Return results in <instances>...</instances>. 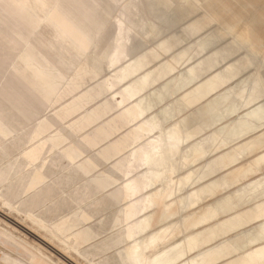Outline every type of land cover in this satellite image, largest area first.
<instances>
[{"label": "rangeland", "instance_id": "rangeland-1", "mask_svg": "<svg viewBox=\"0 0 264 264\" xmlns=\"http://www.w3.org/2000/svg\"><path fill=\"white\" fill-rule=\"evenodd\" d=\"M160 2L164 21L179 18L154 22L159 31L149 36L148 0H129L124 17L110 0H0V264H122L119 209L129 206L132 227L150 211H141L142 199L162 186L165 202L184 209L155 229L202 208L215 214L199 224L194 216L195 226L168 242L185 252L177 263L264 264V0ZM117 17L141 45L120 48L111 63ZM39 19L71 36L57 45L69 50L63 61L32 46ZM99 48L102 61L94 60ZM135 59L137 69L119 81ZM130 83L139 91L128 99ZM136 102L149 104L140 118L156 120L177 150L139 193L125 185L144 182L145 168L128 171L130 161L159 130L119 117Z\"/></svg>", "mask_w": 264, "mask_h": 264}, {"label": "bare ground", "instance_id": "bare-ground-1", "mask_svg": "<svg viewBox=\"0 0 264 264\" xmlns=\"http://www.w3.org/2000/svg\"><path fill=\"white\" fill-rule=\"evenodd\" d=\"M112 3L118 4L120 15L124 17V13L121 9V6L128 3L129 0H110ZM149 1V12L151 13L154 21L150 25L149 29V36H155L159 29L154 24V22L160 23L162 26H169L171 22L177 21L179 18L178 13L176 14V17L165 19L164 21V13L168 9L166 4L161 3L160 0H148ZM161 7L163 11V15L160 13ZM210 13H216L212 9L210 10ZM208 14V16H212L211 14ZM162 22V23H161ZM44 25L51 26L46 19H39L37 20V23L32 28L30 39L32 46L40 48V50L43 49V51H46V53H57V45H67L69 38L68 35L63 34H56L55 32H58L55 28L51 26L53 32L49 36H45L44 33H42V27ZM218 26L220 30H223L224 24L222 21H218ZM105 28V25H96L95 30L92 32H89L87 39H85V42L87 43H93L97 36L103 31ZM130 28L128 24H126L124 19H121L117 17L113 20V28L112 32L109 37V43L113 47L112 49V55L110 62L113 63L116 58L114 53L118 51L120 48L124 49L125 52H133L136 50L141 44L134 41L132 38H130ZM81 32L79 35L82 37L84 36L85 32L88 33V27H81L79 29ZM225 30V28H224ZM83 31V32H82ZM230 32V31H229ZM61 33V32H60ZM84 34V35H83ZM146 34V36L148 35ZM61 37L63 40H61ZM241 39L244 38V36H240ZM172 39V36L168 37L166 40L161 42L159 45L165 44L167 41ZM187 49V48H186ZM186 49L182 52L185 53ZM65 50V51H64ZM68 48L66 51V48H64L62 51L58 52V57L60 58L61 52H68ZM102 52V49L99 48L94 54V60L96 61H102L100 54ZM121 52V51H120ZM62 61L64 60L62 57L60 58ZM138 59H135L132 63L127 65L125 68L121 69V73L119 74L118 78L119 81H122L126 76L134 73V71L137 69ZM258 77V76H257ZM259 80V79H258ZM98 87L102 89V86L98 84ZM139 91L138 87L134 83H130L129 86L125 89V95L126 97L132 98L137 92ZM149 108V104H145L143 106L140 105V102H136L134 108L128 110L126 114H121L119 116L121 119L127 120L128 119L132 122H136L137 130H159V133L157 137L155 138L154 142H151L148 145V148L140 150V153L136 158H131L130 166L128 168V171L136 168L137 166H143L145 168L144 172V182H139L138 179H133L131 181H127L125 188L130 189L129 185L130 183L135 184L134 191L139 193L141 189H145L148 186H152L157 182V177L161 175V167L162 163L165 160H168L170 156H173L176 153L175 148H171V143L169 142V136L167 133L161 131L160 124L154 120L149 119L146 121H143L140 116L143 114L144 111H146ZM144 126H147L148 129H143ZM138 133H135L132 135V139L138 137ZM129 145V143H128ZM139 183V185H138ZM163 185V183H162ZM181 186H176V191L181 190ZM163 186L158 189H151L149 193L142 199V206L143 208L141 211H145L147 209H150L148 214L141 215L140 219L132 226L130 227L128 225V221L133 216V213L130 211L129 206L122 207L119 209L120 213V219L119 221H125L126 222V229H122L120 231V237H122V242L124 243V248L122 250L120 261L122 264H195L198 263L199 257L193 258L189 262H180L177 263L178 260L183 256V251H180V246H177V243L167 245L168 242L172 239L173 236H176L180 232V228L183 229V231H187L188 229H191L193 226H195V223L197 224L207 221L209 218L214 217L215 214L206 210V208H202L201 212L199 213H191L189 214L186 219H183L180 221V224L177 225H169L165 227H159L154 228V226L158 225L159 223L163 222L167 218L175 215H179V213L184 209L182 203L180 200L166 203L165 199L167 196H163ZM196 195L193 194V197ZM161 197V202L159 204L160 209L157 213L153 211V206H157L158 200ZM194 201L192 200L190 202V205H193ZM174 206V210L170 212L171 207ZM186 206L185 208H187ZM139 211L136 213L138 214ZM194 216H197V221L195 222ZM186 239V238H185ZM8 242H10L8 240ZM183 249L186 248V252H189L194 247L190 243V240H185L182 243ZM233 264V262H232Z\"/></svg>", "mask_w": 264, "mask_h": 264}]
</instances>
